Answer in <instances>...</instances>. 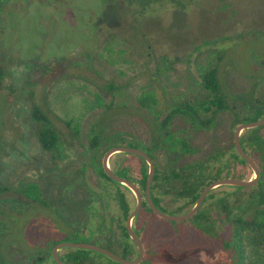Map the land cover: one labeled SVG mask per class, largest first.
<instances>
[{
	"label": "rangeland",
	"instance_id": "obj_1",
	"mask_svg": "<svg viewBox=\"0 0 264 264\" xmlns=\"http://www.w3.org/2000/svg\"><path fill=\"white\" fill-rule=\"evenodd\" d=\"M219 57L223 87L231 95V106L243 114L256 97L264 98V0H193L185 8L164 3L144 12L124 0H0V62L7 68V84L14 87L0 92V235L5 224V258L17 264L28 255L53 253L50 241L63 233L74 236L73 241L88 240L85 234L96 228L97 218L72 211L65 202L88 195L90 188L101 190L91 159L92 129L103 122L106 133L153 150L149 123L157 119L139 107L141 95L153 90L161 104L190 98L198 93L200 68ZM109 81L120 88L107 93ZM99 96L128 108L103 113ZM33 100L48 112L60 134L59 150L40 146L37 132L42 124L32 116ZM68 121L77 124L78 135ZM235 127L228 111L217 117L213 129L193 133L198 148L193 158L232 151ZM105 147L98 153L101 163ZM155 150L159 166L169 160ZM109 165L114 171L125 168L137 184L142 169H149L146 160L124 152L114 153ZM229 169L231 176L255 177L248 163L232 160ZM31 182L44 188L52 207L37 206L23 194V186ZM128 194L136 206L134 191ZM109 201L108 217L118 212L116 199ZM182 202L169 197L162 203L175 210ZM160 218L144 219L151 243L163 246L160 255L148 260L216 264L228 258L222 244L193 221L176 224ZM249 254L250 264H264L263 246H252Z\"/></svg>",
	"mask_w": 264,
	"mask_h": 264
},
{
	"label": "trees",
	"instance_id": "obj_2",
	"mask_svg": "<svg viewBox=\"0 0 264 264\" xmlns=\"http://www.w3.org/2000/svg\"><path fill=\"white\" fill-rule=\"evenodd\" d=\"M124 1L135 7L137 11L144 12L156 4L164 3L185 8L193 0ZM220 60L221 57L217 61H212L200 68L198 93L190 98L166 100L161 104L153 90L145 91L139 98V107L157 119L149 123L154 148L169 156V160L161 166L157 163L156 154L153 152V150L156 151L154 148L152 150L151 147L145 146L139 141L128 142L114 132L106 133L103 122L97 123L92 129L91 159L101 179V190L90 188L88 195L65 202L72 211H86L93 213L97 218L96 228L90 231L89 234H85L89 239L84 241L105 246L125 258L132 259L138 256V248L126 227L127 217L135 208L128 194L131 189L127 185L113 180L105 172L102 163L98 161V153L105 144L106 150L112 146L122 145L141 147L153 157L156 164L152 184L153 200L159 208L173 214L191 209L196 204L201 191L212 181L231 176L229 166L232 160L247 163L235 146L232 151L226 149L214 150L213 153L206 156L193 158V155L198 152V148L192 140L193 133L199 130H211L216 124L218 115L222 112L231 111L233 113L234 126L242 122L264 118V98L262 97H256L251 101L243 114L235 111L231 106V95L223 87L220 78ZM7 74L6 66L0 62V92L7 88H14L12 85L7 84ZM119 88L120 86L113 81H109L104 87L107 93H113ZM99 100L103 105V113H112L128 108L125 103L115 105L114 101H105L100 96ZM32 116L42 124L37 132L40 146L46 151L59 150L60 134L48 112L36 100L32 102ZM161 117L162 119H159ZM72 124L73 121H68V126L72 127L75 135H78L79 127L77 124ZM263 129L264 125L248 128L241 136L244 149L259 165L261 176L258 183L249 187L221 185L212 189L198 212L188 219L193 221L205 233L215 237L228 253L227 259H220L216 264H250L249 249L252 246L264 247ZM115 171L119 175L135 181L125 168ZM148 172L149 169L146 166L142 169L141 177L137 180L144 196ZM229 187L234 190L226 189ZM44 191L41 185L33 182L25 184L22 188L23 194L31 199L33 204L39 206V203H42L52 207L53 202L51 203L44 197ZM110 197L116 199L118 212L108 217L105 210L110 205ZM169 197L172 199L177 198L183 202L175 210L167 209L162 202ZM54 208L56 209L55 206ZM59 216L63 222H67L60 214ZM145 218L148 221L160 218L154 213L146 200H144L142 209L135 216V225L133 226L145 245V260L140 264H176L171 258H167L168 261L148 260L160 255L163 246L157 248L151 243L150 234H148L149 227L144 225ZM82 222L83 219H80L79 223ZM171 222L179 223L177 221ZM3 226L4 234L0 235V264H14L11 259L5 258L3 253L4 236L7 231L5 224ZM57 230L59 231L58 228ZM62 235V238L50 241L52 247L61 241L74 240V236L70 233H63ZM107 239L109 241L106 243L105 240ZM62 249H64V252H60V256L65 264H122L96 250L75 247H64ZM50 259L56 264L53 253L49 252L45 255V251H43L40 255L25 256V259L23 258L17 264H46Z\"/></svg>",
	"mask_w": 264,
	"mask_h": 264
},
{
	"label": "water",
	"instance_id": "obj_3",
	"mask_svg": "<svg viewBox=\"0 0 264 264\" xmlns=\"http://www.w3.org/2000/svg\"><path fill=\"white\" fill-rule=\"evenodd\" d=\"M264 125V118L258 119V120H253L249 122H242L237 125L235 134H234V144L238 150V152L241 154V156L248 162V164L252 167L255 177L250 178V179H245V178H240V177H234V176H228V177H223L217 180L212 181L209 183L200 193V196L196 202V204L189 209L188 211L180 214H173L166 212L159 208L154 200H153V195H152V184L154 181L155 177V172H156V165L153 157L143 148L140 147H134V146H112L110 147L106 152L103 157L102 161V166L105 170V172L115 181L121 182L125 185H127L130 189H132L136 195L137 198V203L135 208L131 211L129 216L127 217L126 221V227L127 230L134 241V243L138 247V256L135 258H125L119 253H116L115 251L102 246L100 244L94 243V242H89V241H61L57 243L54 246L53 249V258L56 262V264H65L63 260L61 259L60 256V249L64 247H75V248H87V249H92L96 250L99 252H102L115 260L121 262L122 264H140L142 263L145 255V245L143 243L142 238L138 233L135 231L133 227V220L135 216L139 213V211L143 207L144 200L147 201L148 205L152 208L155 214H157L159 217L164 218L166 220L170 221H183L187 220L191 217H193L203 204L205 198L207 197L208 193L221 185H236V186H243V187H249L253 186L256 183H258L261 173H260V168L255 159L244 149L242 143H241V134L243 130L248 129V128H254L258 126ZM117 152H124V153H132L136 154L142 158H144L148 164H149V172H148V178L146 181V189H145V196L143 195V192L140 188V186L133 180L121 176L118 173H116L113 168L109 165V159L110 157Z\"/></svg>",
	"mask_w": 264,
	"mask_h": 264
},
{
	"label": "flooded vegetation",
	"instance_id": "obj_4",
	"mask_svg": "<svg viewBox=\"0 0 264 264\" xmlns=\"http://www.w3.org/2000/svg\"><path fill=\"white\" fill-rule=\"evenodd\" d=\"M225 112H228V111H225ZM222 113H223V112H222ZM219 115H220V114H219ZM219 115H218V116H219ZM216 122H217V121H216ZM239 124H240V123H239ZM215 125H216V124H215ZM214 127H215V126H214ZM214 127H213V128H214ZM236 127H237V126H236ZM236 127H235V130H236ZM213 128H212V129H213ZM235 130H234V134H235ZM201 131H203V130H201ZM241 136H242V134H241ZM126 146H127V145H126ZM234 146H235V144H234V138H233V147H232L233 149H234ZM235 147H236V146H235ZM140 148H141V147H140ZM236 149H237V148H236ZM228 150H229V149H228ZM229 151H230V150H229ZM139 157H140V156H139ZM143 159H144V158H143ZM144 160H145V159H144ZM247 163H248V162H247ZM155 165H156V164H155ZM115 172H116V171H115ZM169 213H170V212H169ZM189 219H190V218H189Z\"/></svg>",
	"mask_w": 264,
	"mask_h": 264
}]
</instances>
